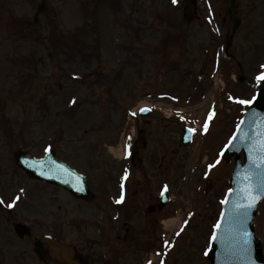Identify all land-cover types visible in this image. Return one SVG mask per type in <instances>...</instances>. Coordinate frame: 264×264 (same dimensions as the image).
Returning a JSON list of instances; mask_svg holds the SVG:
<instances>
[{"label": "rangeland", "instance_id": "374dc122", "mask_svg": "<svg viewBox=\"0 0 264 264\" xmlns=\"http://www.w3.org/2000/svg\"><path fill=\"white\" fill-rule=\"evenodd\" d=\"M17 1L2 3L13 22L22 15L33 17V0L22 15L23 9L13 6ZM199 1L198 12L193 13L185 0L175 5L172 0H50L52 11L37 27L20 22L16 23L19 27H0V197L4 208L16 195L21 196L12 207L14 220L27 223L36 236L52 232L73 243L88 255L89 264H122L123 260L143 264L157 242L165 251L152 257L156 264L161 260L165 264H209L203 258L202 244L210 238L212 229L207 224L213 223L229 188L233 161L207 169L217 160V150L227 142L234 119L239 121L245 108L228 102L227 91L244 99L259 86L256 76L264 71V0H242V24L226 55L229 0H211L210 6L208 0ZM80 38L87 41L86 51L92 47L96 56L86 60L81 53L77 55L79 50L68 41ZM216 71L222 79L215 82ZM240 75L245 76L242 82ZM202 84L208 85L207 91ZM213 84L219 89L225 85L221 94H213ZM74 97L77 102L72 106ZM143 101L163 105L145 121L137 111L131 115ZM170 109L173 114L168 119ZM213 109L220 112L215 111L205 133L203 125ZM57 125L64 134L61 155L86 172L99 196L85 204L79 205L56 187L38 183L16 166L18 150L41 155L53 148ZM184 125L197 129L189 147L178 145ZM137 143L141 160L136 159L128 178L130 194L124 207L140 209L130 219L134 238L130 231L125 240L122 224L101 221L100 195L107 188L118 190L121 184L115 180L122 163L131 167L128 155L118 161L119 147L123 144L126 153ZM129 144L130 149L126 148ZM93 149L97 154L92 157ZM165 177L172 202L157 218L165 219L162 215L167 213L177 217L170 231L161 229L153 213L143 220L147 204L155 199L149 194L165 188ZM189 213H196L188 218L194 223L183 238L171 237L179 220L184 221ZM147 220L152 224L151 228L148 223L150 230L141 227ZM255 227L264 252V202ZM158 237L170 242L179 238L173 253ZM32 242L33 238L13 240V254L28 247L25 258L36 264ZM108 249L116 253L102 262ZM125 251H129L126 259ZM16 262L14 255L12 264Z\"/></svg>", "mask_w": 264, "mask_h": 264}, {"label": "water", "instance_id": "95a60500", "mask_svg": "<svg viewBox=\"0 0 264 264\" xmlns=\"http://www.w3.org/2000/svg\"><path fill=\"white\" fill-rule=\"evenodd\" d=\"M264 132V88L261 89L258 97L251 104L249 110L246 112L243 123L239 126V130L235 136L237 139L232 141L224 154L225 159L236 155V167L233 173L232 185L233 190L229 193L223 212V219L221 217V228L217 231L218 238L213 241V250L211 252L212 264H247V261L241 251L240 238L243 231L253 233V249L257 264H264V256L261 255V248L258 240L254 236L253 218L258 204L264 199V165H257L253 160L259 156L264 155L259 151H252L253 147L260 139V133ZM189 137V135H188ZM185 144V141H184ZM243 151L245 158L244 163L240 160V152ZM19 163L36 177L46 179L53 183H58L70 189L77 195L89 197V189L86 181L81 178L76 180L72 173L67 172L64 166L53 167L52 157L48 156L43 159H34L28 155L21 154L19 156ZM62 170V171H58ZM57 172V173H55ZM70 174L71 178H66ZM60 175V177H58ZM245 175H249L251 183L255 185L254 194L259 197L255 207L246 210L247 216L244 224H231L230 220L233 216V211L238 204H241V189L246 186V181L243 179ZM220 221V222H221ZM20 231L21 227H18ZM50 247V255L52 258L60 260L61 264H79L78 262L70 260V255L74 253L71 247H65L51 238H45ZM37 244L36 250L41 252L42 243Z\"/></svg>", "mask_w": 264, "mask_h": 264}, {"label": "snow or ice", "instance_id": "6c2138e0", "mask_svg": "<svg viewBox=\"0 0 264 264\" xmlns=\"http://www.w3.org/2000/svg\"><path fill=\"white\" fill-rule=\"evenodd\" d=\"M179 2H180V0H172V3L174 5L178 4ZM217 31H218V29H217ZM261 68H264V65H261ZM73 75L76 76V74H73ZM256 81H257V84H260V83L264 82V71H261L256 76ZM76 102H77L76 98L74 97L71 100V103L75 104ZM238 103H240L242 105H249V104L252 103V101L251 100H245V99H239ZM149 110L150 109H148V108H141L140 109V111H142V112L143 111H149ZM214 114H215V110L213 109L212 113L208 117L209 121L212 119V116ZM131 115L135 116L136 113H131ZM181 119H184V117H181ZM241 123H243V121H241ZM208 128H209V124H208V122H205L204 125H203V131L205 133H207ZM238 130H239V126H238ZM189 131L195 133L197 131V129L196 128H191V129H189ZM259 135H260V139L258 140V143L253 147L252 151H259L261 153H264V132H261ZM129 139H131V138L129 137ZM235 139H237V137L234 135L230 139L228 146H231L232 145V141H234ZM228 146H226V147H228ZM126 148L130 149L131 145L130 144L126 145ZM46 151H49V149H46ZM130 154H131L130 151L126 152V155H130ZM219 163H220V160L217 159L215 161V163L209 164L208 165L209 171H211V169H213ZM253 163L257 164L258 166L259 165H264V155H261L257 159L253 160ZM127 178H128V173L126 171L124 177H122V180H127ZM243 179L247 182L246 186L241 189V192H242L241 200L243 202L241 204H238L236 206V208L234 209L233 216H232V218L230 220V225L231 224L243 225L244 221H245V218L247 216L246 210L248 208L255 207V205L257 203V200L259 199V197L254 194V188L256 186L251 183L250 176L249 175H245L243 177ZM123 187H124V185L122 183L121 188L123 189ZM23 191H24V189H20V192H23ZM165 191H167V185L165 186ZM231 192H232V189H229V193H231ZM20 199H21V196L18 194V195H16L15 199L12 202L8 203L6 206L8 208L15 207L17 201H19ZM124 201H125V195H124V192L122 191L121 195L119 196V198L115 202L117 204H121ZM222 203L227 204L228 200L225 199L224 201H222ZM4 204H5V201H4L3 197H0V205H4ZM193 215H194V213H189L190 217L193 216ZM222 219H223V213H222ZM188 223H189V221H187V220L184 221L185 227L188 225ZM221 224H222V221L221 222H217L214 225V229L218 231L221 228ZM185 227H181L180 231L177 232L176 235L179 236L185 230ZM217 231H214L212 233L211 239L213 241L218 238ZM163 244L165 246H169V245H171V242L170 241H163ZM240 244H241V251H242V253H243V255H244V257H245V259L247 261V264H257L256 258L254 256V249H253V233L248 232L245 229L243 231V234H242L241 238H240ZM172 246L174 247V245H172ZM157 255H162V253H157ZM205 255H207V252H205ZM148 264H152V261L149 260ZM160 264H165V261L161 260Z\"/></svg>", "mask_w": 264, "mask_h": 264}, {"label": "flooded vegetation", "instance_id": "af4514ba", "mask_svg": "<svg viewBox=\"0 0 264 264\" xmlns=\"http://www.w3.org/2000/svg\"><path fill=\"white\" fill-rule=\"evenodd\" d=\"M10 226L5 224V225H2L0 228V238L2 237V235L4 236L5 246L10 244V239H9L10 234H11V229H10L11 227ZM0 264H1V261H0Z\"/></svg>", "mask_w": 264, "mask_h": 264}, {"label": "bare ground", "instance_id": "6f19581e", "mask_svg": "<svg viewBox=\"0 0 264 264\" xmlns=\"http://www.w3.org/2000/svg\"><path fill=\"white\" fill-rule=\"evenodd\" d=\"M177 222H178V218L174 217V218H170V220L167 221L166 224L168 227H173Z\"/></svg>", "mask_w": 264, "mask_h": 264}]
</instances>
